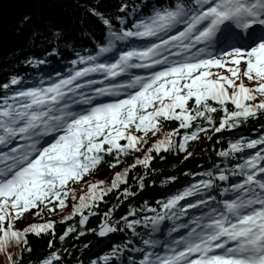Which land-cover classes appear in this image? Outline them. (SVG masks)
Returning <instances> with one entry per match:
<instances>
[{
	"label": "snow or ice",
	"instance_id": "snow-or-ice-1",
	"mask_svg": "<svg viewBox=\"0 0 264 264\" xmlns=\"http://www.w3.org/2000/svg\"><path fill=\"white\" fill-rule=\"evenodd\" d=\"M146 5L123 3L115 17L90 9L106 33L94 52H76L71 67L39 72L35 81L12 75L0 83V252L12 243L31 252L27 237L42 234L51 235V249L57 225L51 216L70 197L77 202L59 223L79 216L83 229L110 193L121 201L143 192L161 153L188 159L190 143L211 141L209 132H233L264 117V0H156L148 12ZM47 63L26 61L34 68ZM172 122L176 127L165 131ZM227 143L217 155L235 161L231 166L185 173L201 178L155 206L130 208L115 223V209L103 213L100 237L129 230L137 241L112 246L103 264H264V133ZM142 151L110 186L92 182L77 199L74 186L102 164L116 168ZM138 167L145 173L133 177V191L128 177ZM28 213L42 222L17 229ZM75 231L67 226L59 240ZM85 234L80 230L77 239ZM8 260L19 264L11 254ZM60 260L53 251L38 264Z\"/></svg>",
	"mask_w": 264,
	"mask_h": 264
},
{
	"label": "trees",
	"instance_id": "trees-1",
	"mask_svg": "<svg viewBox=\"0 0 264 264\" xmlns=\"http://www.w3.org/2000/svg\"><path fill=\"white\" fill-rule=\"evenodd\" d=\"M154 2L156 0H147V5L143 10L148 12ZM123 3L141 4V0H0V83L8 82L12 75L24 76L26 81L29 78L35 81L39 72L46 74L52 69L62 71L64 68H68L70 61L75 58L76 52L81 54H86L85 50L94 52L96 45L105 39L106 33L104 26L91 14L90 9L95 8L99 12L115 17L123 15L118 12L119 6ZM113 22L116 23L115 20ZM117 27H119L118 24ZM32 58L44 59L48 63L40 66V68H34L26 64V61ZM219 116V113L216 114L217 121ZM262 124H264V117H261L260 120L250 121L247 126L233 132L215 134L209 132L208 135L213 137L211 141L202 136L199 141L190 143L188 151L194 155L188 159L184 158L187 153H161V156L165 158L160 159L157 156L154 159L152 168L155 169V172L147 174L146 187L143 192H139L138 195L129 198V200L121 198V201L117 200L118 192L110 193L105 197L106 202L101 203L96 209L100 215L91 216L83 229L78 223L79 216L67 221V223H59L64 217L72 213V205L77 202L70 197L68 207L51 216L52 220L57 221L56 238L51 249L48 246L49 240L52 239L50 234H42L40 237L29 235L27 239L32 249L31 252H21L20 246L15 245L13 249L10 245L6 252H1L0 264H10L9 254L12 256V262L38 264L40 260L47 258L53 251L61 255L58 264H91L93 259L97 260L98 264H103L100 257L110 254L112 246L123 245L129 239L133 240L131 246H136L137 243L129 230L118 231L103 238L100 237L98 229L103 221V213L110 208L115 209L112 216L113 223H115L120 217L126 215L130 208H143L145 201L149 205L155 206L157 199L175 191L180 186L201 178L198 175L193 178L191 175H185V173L193 174L207 171L214 163L219 164L220 167H224L225 164L231 166L235 161H225L218 157L217 152L226 149L228 147L227 142L234 137L240 135L249 138L258 137L264 133V129L260 127ZM175 127L176 123L172 122L165 125L164 130L167 131ZM159 138V136L156 137V139ZM151 142L150 137L149 144ZM143 155L144 151L129 155L123 163L112 169H109L107 163L102 164L94 175L86 176L80 184L74 186L77 199L80 195L87 194L86 185L92 182L105 181V186H110L116 172L127 169L134 162L136 156ZM153 156L156 154L153 153ZM107 159L111 160V157ZM144 173L145 170L138 167L129 174V186L133 191H138L133 177ZM173 176L177 177L174 184H169L167 187L161 186L163 180ZM153 181H155V186L148 187ZM123 187L125 186L121 185V188ZM47 217V210H45L44 218L47 219ZM41 222L40 217L33 218V215L28 213L16 224V228L23 229L31 224ZM69 225H74L77 231L69 234L61 242L59 235ZM117 226L123 227V223L121 222ZM89 229H96L97 231H88ZM80 230H84L86 234L77 239ZM127 255L128 253H125V256ZM132 255L138 256L139 254L132 253ZM118 264H128V261L122 259Z\"/></svg>",
	"mask_w": 264,
	"mask_h": 264
},
{
	"label": "rangeland",
	"instance_id": "rangeland-1",
	"mask_svg": "<svg viewBox=\"0 0 264 264\" xmlns=\"http://www.w3.org/2000/svg\"><path fill=\"white\" fill-rule=\"evenodd\" d=\"M144 72H145V70L140 71V72H138V73L143 74ZM15 245H16L15 243H12V244H11V246L13 247V249H14V246H15ZM0 256H1V252H0Z\"/></svg>",
	"mask_w": 264,
	"mask_h": 264
}]
</instances>
